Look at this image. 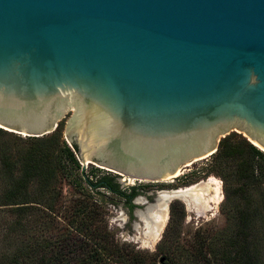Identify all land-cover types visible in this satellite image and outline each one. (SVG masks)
Wrapping results in <instances>:
<instances>
[{"label": "water", "instance_id": "1", "mask_svg": "<svg viewBox=\"0 0 264 264\" xmlns=\"http://www.w3.org/2000/svg\"><path fill=\"white\" fill-rule=\"evenodd\" d=\"M69 115L83 171L139 182L233 132L264 152V0H0V128L41 138Z\"/></svg>", "mask_w": 264, "mask_h": 264}, {"label": "trees", "instance_id": "2", "mask_svg": "<svg viewBox=\"0 0 264 264\" xmlns=\"http://www.w3.org/2000/svg\"><path fill=\"white\" fill-rule=\"evenodd\" d=\"M19 143L0 146L4 166L0 169V264L158 263V254L119 244L111 233L97 227L95 209L88 204L80 205L65 221L62 234L44 235L41 227L49 232L55 221L56 200L62 197L60 177L64 175L80 171L92 190L105 188L124 197L131 211V201L138 192L133 188L130 194L122 193L116 179L108 176L92 182L80 164L78 148L70 147L59 129L48 137L28 138L27 146ZM213 161L215 172L226 185V201L235 208L232 218L236 231L224 232L220 241L217 236L203 234L195 241L194 250L179 246L180 255L185 253L189 264H264V152L246 140L234 142L227 137ZM256 191L263 195L259 201L253 199ZM234 196L245 200L244 208L235 204ZM42 219L52 225L42 226ZM172 220L161 242L168 240ZM180 260L169 254L160 262L183 264Z\"/></svg>", "mask_w": 264, "mask_h": 264}, {"label": "rangeland", "instance_id": "3", "mask_svg": "<svg viewBox=\"0 0 264 264\" xmlns=\"http://www.w3.org/2000/svg\"><path fill=\"white\" fill-rule=\"evenodd\" d=\"M70 115L61 121L57 128V130L59 129L62 131L65 140V130ZM0 130V146L14 145V142H20L18 145L21 147L28 145L29 137H24L1 128ZM51 134L44 137H48ZM227 137H232L234 142L246 140L251 143L238 132H233ZM214 156L215 155H212L206 159L193 162L182 169V174L175 179L157 183L139 182L136 180L131 183L126 176L90 164L85 169V174L92 182L95 183L102 177L108 176L116 179L120 185V191L124 194H130L133 188L137 189L138 194L133 199L135 205L132 211L124 197L109 192L105 188L96 187L92 190L80 177V171L64 175L60 177L61 183L59 184V190L62 193V197L56 200L57 210L55 221L52 225L50 222L45 223L47 219L41 220L42 226L48 224L52 225L49 232H46L44 227H41L43 228L42 230H44L43 234L47 236L51 235V237H57L58 234H62L66 228V222L69 221L68 218L75 214L80 205L88 204L95 209L96 226L103 231L107 230L111 233L119 244L127 245L136 251L158 254L157 264H162V262H160L161 259L169 257V254H172L176 261L179 262L180 258L181 263L189 264L187 255L185 253L180 255L179 246L191 251L194 250L195 241L203 236V234L217 236L219 240L223 237L224 232L233 234V232L236 231V223L234 218H232L235 208L226 201V185L223 178L215 172ZM3 167V163L0 160V169ZM211 178L219 181L221 185L219 193L221 202L216 204V202H218V198L215 195L216 193L211 192V196L215 198V200H212L209 204L211 207L198 212L190 208L182 199L175 198L171 200L169 203L170 205H168V219L159 241L154 246H144L140 240V231L143 229L136 227L139 223L142 225L138 213L145 212L148 207L156 205L159 196L164 192L186 190L192 186L206 183ZM233 185L235 187L239 186L236 183ZM261 198H263L261 191H256L253 199L259 201ZM234 199H237L236 205L241 206V208L245 207L246 202L244 199L237 196H234ZM260 203L262 202L260 201ZM172 217L175 221L172 220V228L168 231L169 235H166V239L168 240L161 242L165 237L169 225H171L170 222ZM141 225L140 227H142ZM176 235L179 236L177 240L171 241V238H174ZM77 237L79 236L77 235ZM74 250L76 252L75 248Z\"/></svg>", "mask_w": 264, "mask_h": 264}, {"label": "bare ground", "instance_id": "4", "mask_svg": "<svg viewBox=\"0 0 264 264\" xmlns=\"http://www.w3.org/2000/svg\"><path fill=\"white\" fill-rule=\"evenodd\" d=\"M181 174L182 170L178 172L174 177L168 178L165 181L175 179ZM128 180L131 183L134 182V179L132 178H128ZM220 190L221 185L219 181L211 178L206 183L192 186L191 188H188L186 190L169 191L162 193L159 196L156 205L148 207L145 212L138 213V217L140 218L142 225L141 223H139L136 225V227L143 229L140 231V240L143 245L154 246L159 241L168 219V205L171 200L175 198L182 199L188 204L190 208H193L196 211L200 212L210 208L211 206H209V204L212 200H215V198L211 196V192L216 193L215 195L218 198V202H216V204H219L221 202V198L219 199ZM140 225L142 227H140Z\"/></svg>", "mask_w": 264, "mask_h": 264}, {"label": "flooded vegetation", "instance_id": "5", "mask_svg": "<svg viewBox=\"0 0 264 264\" xmlns=\"http://www.w3.org/2000/svg\"><path fill=\"white\" fill-rule=\"evenodd\" d=\"M131 204L134 206L135 204L133 203V200L131 201Z\"/></svg>", "mask_w": 264, "mask_h": 264}]
</instances>
